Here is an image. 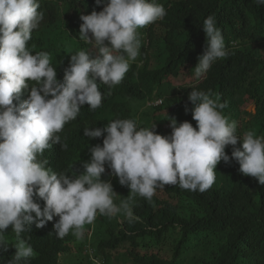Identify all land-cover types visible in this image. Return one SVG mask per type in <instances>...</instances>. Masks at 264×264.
Masks as SVG:
<instances>
[{"label":"trees","instance_id":"1","mask_svg":"<svg viewBox=\"0 0 264 264\" xmlns=\"http://www.w3.org/2000/svg\"><path fill=\"white\" fill-rule=\"evenodd\" d=\"M108 2L39 0L38 11L44 13V19L26 47L32 54H50L59 82H63L72 54L81 50L95 53L91 44L79 39L80 16L93 10L99 13ZM149 2L163 5L166 16L137 29L139 55L130 62L122 82L110 88L97 81L101 106L91 110L85 103L76 119L64 125L58 135L67 149L60 144L45 149L38 160H47L46 168L58 174H81L83 162L91 158L90 148L102 146L104 138L85 137L84 129L103 128L115 119H133L138 127L148 128L156 119L164 126L162 132L172 131V119L196 128L194 106L188 98L192 90H211L213 98L219 94L220 102H227L222 114L236 123V134L241 136L236 147L242 150V136L247 131L264 137V5L258 6L254 0ZM208 16H214L228 55L212 62L197 78L194 68L207 46L202 24ZM32 83L14 98V104L28 99ZM158 101L162 104L152 105ZM251 106L253 114L247 111ZM232 150L231 145L225 148L230 157ZM239 168L235 159L229 163L221 160L214 184L202 193L165 185L150 202L137 195L132 210L138 220L130 223L122 214H98L93 224L85 225L82 239L72 231L57 238L53 224L59 217L42 228L33 224L20 237L33 248V255L20 264H264V185ZM101 180L112 184L117 205L130 194V188L120 185L107 164ZM34 201L43 209L42 199L34 196ZM4 235L8 248L5 251L0 246V264H9L16 237L11 226Z\"/></svg>","mask_w":264,"mask_h":264},{"label":"clouds","instance_id":"2","mask_svg":"<svg viewBox=\"0 0 264 264\" xmlns=\"http://www.w3.org/2000/svg\"><path fill=\"white\" fill-rule=\"evenodd\" d=\"M254 2L264 5V0ZM39 7V0H0V246L7 251L4 234L11 226L16 251L9 264H20L33 255V248L20 238L33 224L42 228L59 217L53 224L57 238L72 231L82 239L85 225L93 224L98 214H122L134 222L138 217L132 201L137 195L150 202L165 185L202 193L214 184L221 160L235 159L242 174L264 185V137L247 131L242 150L236 147L241 137L236 123L222 114L227 102L221 103L219 94L213 98L211 90L189 93L196 128L172 119L171 135L162 136L154 131V124L138 127L133 119H115L103 128L84 129L85 137L104 138L102 146L90 148L91 158L83 162L81 174H58L46 168L47 160H38L45 149L53 144L67 149L58 135L64 125L76 119L85 103L91 110L101 106L97 81L110 88L122 82L130 62L139 55L137 29L162 20L167 13L163 5L149 0H109L99 13L81 15L79 39L91 44L95 53L72 54L59 82L50 54H32L26 47L44 19ZM202 25L207 46L194 68L197 78L212 62L228 55L214 16ZM29 82L33 83L28 99L17 106L14 98L29 89ZM228 145L233 146L231 157L225 152ZM106 164L120 185L130 188L119 205L114 203L117 194L112 184L101 180ZM34 196L44 201L43 209Z\"/></svg>","mask_w":264,"mask_h":264},{"label":"rangeland","instance_id":"3","mask_svg":"<svg viewBox=\"0 0 264 264\" xmlns=\"http://www.w3.org/2000/svg\"><path fill=\"white\" fill-rule=\"evenodd\" d=\"M107 42V41H106ZM174 86V85H173ZM247 111H249L251 114H253L254 113V111H255V109H254V106H251V107H249L248 109H247ZM250 120V118H247L246 119V122L247 121H249ZM155 125V128H154V130H156L157 132V134H160V135H162V136H169V135H171V133H172V131L171 132H162L163 130H165L164 129V126L162 127L161 126V124H159V122L156 120V119H154L153 120V122H152V125ZM85 255V254H84ZM85 258V256H82L81 257V260H83ZM77 259V257H75V258H73V262L75 261ZM98 261H100V260H98ZM101 264V263H100Z\"/></svg>","mask_w":264,"mask_h":264},{"label":"built area","instance_id":"4","mask_svg":"<svg viewBox=\"0 0 264 264\" xmlns=\"http://www.w3.org/2000/svg\"><path fill=\"white\" fill-rule=\"evenodd\" d=\"M161 104H162V101H158V102L153 103L152 105L158 106V105H161Z\"/></svg>","mask_w":264,"mask_h":264}]
</instances>
